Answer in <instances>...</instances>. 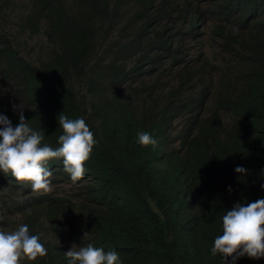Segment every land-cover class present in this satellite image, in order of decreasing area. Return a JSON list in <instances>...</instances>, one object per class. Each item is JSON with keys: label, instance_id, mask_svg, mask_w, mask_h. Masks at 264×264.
I'll return each mask as SVG.
<instances>
[{"label": "trees", "instance_id": "obj_1", "mask_svg": "<svg viewBox=\"0 0 264 264\" xmlns=\"http://www.w3.org/2000/svg\"><path fill=\"white\" fill-rule=\"evenodd\" d=\"M26 37L43 39L42 57L24 54ZM20 104L53 149L61 113L97 141L77 182L62 158L48 163L69 192L10 199L21 185L0 172V224L20 215L13 231L27 225L47 249L21 264H69V241L121 264H224L211 255L222 217L264 199V0H0V115L13 126Z\"/></svg>", "mask_w": 264, "mask_h": 264}, {"label": "clouds", "instance_id": "obj_2", "mask_svg": "<svg viewBox=\"0 0 264 264\" xmlns=\"http://www.w3.org/2000/svg\"><path fill=\"white\" fill-rule=\"evenodd\" d=\"M19 114V123L13 126L11 120L0 115V172L11 174L16 181H28L36 193L48 194L53 189L50 177L52 172L47 165L61 159L63 168L73 182L85 176L84 164L89 160L97 141L83 118L69 119L62 113L58 116L63 134L58 137L59 147L53 149L43 143V129L34 130L24 115V108L13 105ZM142 146L157 145V140L148 132L137 133ZM235 172L247 175V169L237 166ZM264 190V185H261ZM231 191V189H229ZM7 214V213H6ZM6 218V216H5ZM4 217L0 215V221ZM222 232L214 240L211 255L223 257L224 264H231L244 256L259 260L264 258V199L251 203H237L222 217ZM47 255V249L38 235H32L27 225H20L14 231H6L0 224V264H21V261H35ZM69 264H121L115 251L105 253L102 248L88 244L65 252Z\"/></svg>", "mask_w": 264, "mask_h": 264}, {"label": "rangeland", "instance_id": "obj_3", "mask_svg": "<svg viewBox=\"0 0 264 264\" xmlns=\"http://www.w3.org/2000/svg\"><path fill=\"white\" fill-rule=\"evenodd\" d=\"M209 40L210 46L207 48L206 50V56L207 59L210 63H213V59L214 56L217 53L221 52V49L218 47V45L214 44L211 41L210 35L203 30ZM42 38H35V39H31L29 37H26L25 39H23V42L28 45V47L24 49V54L26 56L30 55L29 58H31L32 60H36L40 57H42V51L40 50V44L42 42ZM167 81L166 77H162L161 78V84L165 83ZM158 94L161 97L165 96V91L163 90L162 85L158 87ZM213 105V101H209L207 106H212ZM19 184L21 185L20 187H18V189H13L11 186H6V193L7 195L11 198H16L18 197V193L20 192L23 195V191H28L29 188H31V183L28 181H19ZM82 184H77L76 187L74 188V192H72V194H74V198L78 199L80 196H77V194L80 192V187ZM52 186V191L50 193H52L53 191H59L60 193L63 192H69V186L64 184V185H59V186H55L53 183H51ZM0 194L3 195L4 192L2 190H0ZM41 194V193H38ZM6 221L3 222V226L5 228L6 231H13V225L12 223L15 221H18L21 219L20 215H9L6 214ZM68 244L70 245V247H72L74 245V242L69 241Z\"/></svg>", "mask_w": 264, "mask_h": 264}]
</instances>
